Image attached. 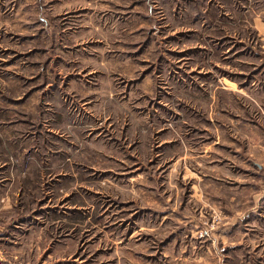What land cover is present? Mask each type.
<instances>
[{
    "label": "rangeland",
    "instance_id": "obj_1",
    "mask_svg": "<svg viewBox=\"0 0 264 264\" xmlns=\"http://www.w3.org/2000/svg\"><path fill=\"white\" fill-rule=\"evenodd\" d=\"M0 264H264V0H0Z\"/></svg>",
    "mask_w": 264,
    "mask_h": 264
}]
</instances>
